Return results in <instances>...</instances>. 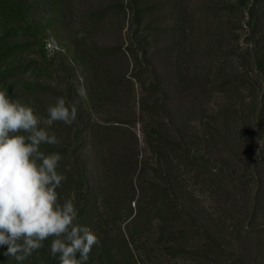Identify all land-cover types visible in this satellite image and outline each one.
Masks as SVG:
<instances>
[{
  "label": "rangeland",
  "instance_id": "374dc122",
  "mask_svg": "<svg viewBox=\"0 0 264 264\" xmlns=\"http://www.w3.org/2000/svg\"><path fill=\"white\" fill-rule=\"evenodd\" d=\"M25 4L35 38L0 90L66 151L60 200L100 240L87 264H264V0ZM58 97L72 125L49 122ZM51 239L20 264H59Z\"/></svg>",
  "mask_w": 264,
  "mask_h": 264
},
{
  "label": "clouds",
  "instance_id": "9594fccd",
  "mask_svg": "<svg viewBox=\"0 0 264 264\" xmlns=\"http://www.w3.org/2000/svg\"><path fill=\"white\" fill-rule=\"evenodd\" d=\"M79 94L85 98V91ZM49 122L72 125L76 103L58 97L47 109ZM57 137L41 126L34 109L0 90V246L17 264L51 239L50 254L59 264H87L98 236L79 223L75 196L61 202L58 188L66 176L58 171L62 156L45 153Z\"/></svg>",
  "mask_w": 264,
  "mask_h": 264
},
{
  "label": "trees",
  "instance_id": "16d2710c",
  "mask_svg": "<svg viewBox=\"0 0 264 264\" xmlns=\"http://www.w3.org/2000/svg\"><path fill=\"white\" fill-rule=\"evenodd\" d=\"M0 19L5 21L8 26L7 28L0 27V64H2L21 51L20 41L22 39H34L35 32L30 24L25 0H0ZM111 52L112 50L101 49L98 51L97 55L104 58L112 55ZM37 70L39 69L33 68L34 72ZM13 73L15 74V72ZM4 77L5 75L0 74V81H3L5 79ZM41 150L45 151L46 154L57 152L61 156H63V154L66 156L65 150H56L51 145H42ZM46 259H49V257H46Z\"/></svg>",
  "mask_w": 264,
  "mask_h": 264
}]
</instances>
